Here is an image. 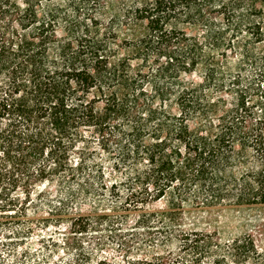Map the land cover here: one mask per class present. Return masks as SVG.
Listing matches in <instances>:
<instances>
[{
	"label": "trees",
	"instance_id": "trees-1",
	"mask_svg": "<svg viewBox=\"0 0 264 264\" xmlns=\"http://www.w3.org/2000/svg\"><path fill=\"white\" fill-rule=\"evenodd\" d=\"M123 1L0 0V227L23 242L55 191L81 234L134 214L192 264H264L183 219L264 210V0Z\"/></svg>",
	"mask_w": 264,
	"mask_h": 264
},
{
	"label": "rangeland",
	"instance_id": "rangeland-1",
	"mask_svg": "<svg viewBox=\"0 0 264 264\" xmlns=\"http://www.w3.org/2000/svg\"><path fill=\"white\" fill-rule=\"evenodd\" d=\"M108 4L119 8L124 1L108 0ZM191 79L200 82L198 77ZM105 162L108 171H111L112 164L107 160ZM42 190L45 188L37 189L36 193ZM121 191H124L123 187ZM51 194L48 200L41 199L42 209L37 214L31 211L27 216L32 233L25 236L23 242L17 243L14 236H9L0 227V264H132L136 260L161 256L171 260L182 257L185 264L194 261L193 255H184L177 243L164 240L167 234L159 230L150 235L148 230L136 225L137 217L134 214L127 215L126 221L115 219L109 227L98 226L81 234L69 227L70 220L59 210L58 204L64 199H59L55 191ZM105 199L113 203L111 209L115 215L125 214L120 202H116L109 192ZM165 208V203L161 202L153 209ZM90 211V206H82L78 213L85 215ZM183 219L186 231L198 229L212 233L224 242L244 234L252 235L260 251H264V223L261 222L264 210L194 211L186 213Z\"/></svg>",
	"mask_w": 264,
	"mask_h": 264
}]
</instances>
